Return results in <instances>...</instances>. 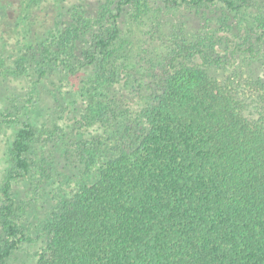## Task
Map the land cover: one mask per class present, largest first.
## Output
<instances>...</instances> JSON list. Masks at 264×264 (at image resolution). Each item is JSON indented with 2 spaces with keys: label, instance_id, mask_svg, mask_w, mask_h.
I'll return each mask as SVG.
<instances>
[{
  "label": "trees",
  "instance_id": "1",
  "mask_svg": "<svg viewBox=\"0 0 264 264\" xmlns=\"http://www.w3.org/2000/svg\"><path fill=\"white\" fill-rule=\"evenodd\" d=\"M91 3L0 0V92L25 84L1 113L0 264L30 242L13 186L32 178V264H264V0Z\"/></svg>",
  "mask_w": 264,
  "mask_h": 264
},
{
  "label": "rangeland",
  "instance_id": "2",
  "mask_svg": "<svg viewBox=\"0 0 264 264\" xmlns=\"http://www.w3.org/2000/svg\"><path fill=\"white\" fill-rule=\"evenodd\" d=\"M92 2L90 6H95L97 0H90ZM174 18L183 23L187 33L198 30L202 22L201 11H195L188 8L186 5L177 6L173 9ZM255 9L253 8V12ZM264 71V65L260 64L256 67L258 73ZM6 84H3V92H0V123L2 120L1 113H6L10 101L8 102L6 95L12 96L15 94H24L25 84L18 79H8ZM8 89L9 92H7ZM8 96V97H9ZM12 127V128H11ZM14 132V128L11 125L6 126L2 124L0 126V183L4 177V169L6 166L5 161V140L7 137L11 136ZM51 151L50 148H46L44 152ZM49 162L52 163L53 167L56 168V171H69L68 160L62 153L55 152L50 156ZM48 162V163H49ZM69 173V172H68ZM45 185L44 183H37L35 178L32 179H22L17 181L13 186V196L16 201L17 207V219L24 229L29 233V243H24L18 250H16L5 264H32L34 260V255L37 249L43 245L42 239L39 237L41 231V222L43 218L48 213L49 208L47 201L44 197V194L41 192V188ZM37 186V189L35 188ZM1 202V198H0Z\"/></svg>",
  "mask_w": 264,
  "mask_h": 264
}]
</instances>
